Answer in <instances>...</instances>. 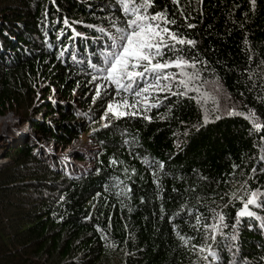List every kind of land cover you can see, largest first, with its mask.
Segmentation results:
<instances>
[{"label": "trees", "instance_id": "1", "mask_svg": "<svg viewBox=\"0 0 264 264\" xmlns=\"http://www.w3.org/2000/svg\"><path fill=\"white\" fill-rule=\"evenodd\" d=\"M178 5L154 0L150 11L166 10L195 41L184 49L201 61L200 93L153 91L149 103L166 98L148 110L150 120L103 127L113 97L93 102L99 81L89 83L88 62L105 39L88 25L123 20L116 0H0V116L20 109L18 127L35 135L2 136L0 264H264V197L249 206L254 216L236 217L246 190L264 193V0L254 8L249 0ZM249 110L260 131L245 118ZM80 133L96 146L89 168L76 173L59 156L47 160L44 144L61 154ZM219 214L213 240L204 225ZM174 225L192 239L182 243ZM208 246L217 260L204 259Z\"/></svg>", "mask_w": 264, "mask_h": 264}, {"label": "snow or ice", "instance_id": "2", "mask_svg": "<svg viewBox=\"0 0 264 264\" xmlns=\"http://www.w3.org/2000/svg\"><path fill=\"white\" fill-rule=\"evenodd\" d=\"M116 3L119 5L123 20L119 17H109L107 28L88 25V27H95L101 37L105 39L104 46L99 49L96 62L91 59L88 62L89 68L94 73L89 83L99 81L95 83L96 92L92 96L93 102L104 95L113 97L108 101L104 113L100 116L101 121L107 120V123L102 125L103 127H107L113 119L118 120L124 117L142 116L144 120H150L151 117L147 115L148 110L159 106L161 100L166 98L165 96L156 97L155 104L149 103V95L153 91L177 97L185 96L190 91L200 93L198 82L202 79V70L197 68L201 61L188 58L184 49L185 45L193 46L195 41L186 38L176 30L177 21L168 19L166 10L151 12L154 0H139V2L137 0H116ZM172 3L179 7L178 0H172ZM249 3L253 8L255 7V0H249ZM181 16H183V12H181ZM64 23L67 25L68 20L65 19ZM187 27L191 28L193 25L188 24ZM74 35H76L75 32ZM75 59L76 57L73 56V60ZM173 68L175 71H169ZM174 88L175 91H173ZM141 107L143 111H141ZM228 114L237 113L234 110H229ZM239 115L244 114L239 113ZM219 118V116L216 117V119ZM245 118L249 120L254 130L262 129L261 123L258 122V118L252 110H249ZM203 119L204 123L209 122L207 109H205ZM261 139L264 140V137ZM143 162L151 166L147 158H144ZM109 163H116V161L110 158ZM159 167L163 168V162L159 163ZM235 167L236 165H233V168ZM153 182L157 183L159 187L155 179ZM128 191L125 188V193ZM246 195L247 199L242 202V207L236 212L237 223L243 216H254L255 213L249 211V206L257 203V197H264V193L259 190H246ZM235 198L239 200L240 196L236 195ZM60 199L63 200L64 197L61 196ZM183 210L184 206L181 205V211ZM187 211L191 213L192 209L189 208ZM169 219L171 220L172 217ZM223 220V214H219L215 224L204 225L206 229H211L213 240H216L219 231L217 225L221 224ZM199 222L200 217L197 216L196 223L199 224ZM236 227V224L232 225L233 229ZM173 230L177 231L175 225ZM205 235L207 236L208 233L205 232ZM177 236L184 244L192 239L180 235L178 231ZM221 237H223V233H221ZM231 239L235 240L236 236L232 235ZM200 251L207 252L204 259H208V257H211L213 261L218 259L217 250L211 246L202 247Z\"/></svg>", "mask_w": 264, "mask_h": 264}, {"label": "rangeland", "instance_id": "3", "mask_svg": "<svg viewBox=\"0 0 264 264\" xmlns=\"http://www.w3.org/2000/svg\"><path fill=\"white\" fill-rule=\"evenodd\" d=\"M74 56V55H73ZM22 115L21 114V110H12V111H8L6 112L4 115L0 116V146L2 145L1 141L2 138L5 136L6 134H9L10 130H11V134H14L15 131H19V137H21L22 134H25V136H34V133L31 131V127H24L22 126L21 128H19V123H20V118H17V116ZM21 133V134H20ZM29 134V135H28ZM3 136V137H2ZM19 137H13L10 142L13 144L16 141L20 140L18 139ZM46 152H48V150L46 149V145L44 144L42 146ZM68 148L66 150H64L63 152H69V155H81L85 158V160L81 161L83 166L85 168H89V166L92 165V158L95 157L94 156V151L96 150V146L93 143H90V138L84 134V133H80L79 137L69 146H67ZM73 148V150H75L76 152H71V149ZM37 151H39V149H36ZM42 151V150H41ZM51 152V149L50 151ZM60 152H54L52 154H48L46 155L47 160H49L50 156H57ZM75 164H78L80 161L78 160H74Z\"/></svg>", "mask_w": 264, "mask_h": 264}, {"label": "clouds", "instance_id": "4", "mask_svg": "<svg viewBox=\"0 0 264 264\" xmlns=\"http://www.w3.org/2000/svg\"><path fill=\"white\" fill-rule=\"evenodd\" d=\"M28 127H30V126H29V125L26 126V128H28ZM45 145L47 146L46 149L48 150V153H49L50 148H53V143L51 142V143H47V144H45ZM69 152H70V151L62 152L61 154L59 153L57 156L63 158L64 155H67V156L70 157ZM71 152L74 153V152H76V151L73 150V148H72V149H71ZM53 153H54V150H53ZM73 159L78 160V161H83V159H80L79 157H77V155H75V157H73ZM61 160H62V159H61ZM61 160H60V161H61ZM61 162H62V161H61ZM62 163H63V162H62Z\"/></svg>", "mask_w": 264, "mask_h": 264}]
</instances>
